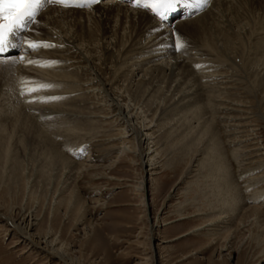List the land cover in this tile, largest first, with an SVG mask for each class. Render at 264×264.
I'll return each instance as SVG.
<instances>
[{
    "label": "rangeland",
    "instance_id": "374dc122",
    "mask_svg": "<svg viewBox=\"0 0 264 264\" xmlns=\"http://www.w3.org/2000/svg\"><path fill=\"white\" fill-rule=\"evenodd\" d=\"M238 11L228 8V23L220 22L227 30L223 23L232 21L238 31L229 43L236 59L211 54L202 57L207 63L192 56L188 91L199 93L194 105L174 107L177 87L161 74L152 88L142 84L133 95L127 81H120V102L134 107L137 123L151 126L145 129L152 132L146 135L151 170L137 154L135 135L125 133L124 121L116 120L103 97L82 92L88 108H73L100 118L67 120L68 114L53 110L51 118L39 117L40 106L66 105L64 94L39 98L63 90L49 78L50 69L37 68L32 81L59 88L22 95L20 79L26 75L16 70L14 87L7 79L0 93V264H264V75L248 68L264 21L249 23ZM65 19L58 24L67 31L73 18ZM101 56L96 54L98 65ZM11 108L28 119V132L14 125ZM34 126L71 163L56 159ZM22 222H30L32 239L18 229Z\"/></svg>",
    "mask_w": 264,
    "mask_h": 264
},
{
    "label": "bare ground",
    "instance_id": "6f19581e",
    "mask_svg": "<svg viewBox=\"0 0 264 264\" xmlns=\"http://www.w3.org/2000/svg\"><path fill=\"white\" fill-rule=\"evenodd\" d=\"M235 3L238 4V6H234ZM233 6L239 9V14L242 12L240 9H244L242 14H240V17L243 18L242 20H248L249 22L251 18L254 19L259 17L261 21H264V0H208V3L203 8L199 10L193 8V11L189 15L175 18L168 24L160 22L152 11L135 7L131 3L125 2V0H100L99 3L87 7L63 6L61 4L49 3L38 13L36 17L37 22L26 30L23 35L25 41H43L54 45V47H42L41 49L37 48L32 50L29 49L27 43H25L23 49H17L13 55L6 56L9 62L15 60L16 63L10 68L5 67L0 69L1 96L5 94L3 86L7 85L6 81L8 78L11 77L10 79L13 80L12 87H14L13 85L17 76L16 72L18 70L22 71L24 77L26 75V80H33L31 78L32 73L39 71L37 68L41 66L28 63L27 61L29 59L58 61V63L53 64L50 68L46 67V69H50L49 72L52 76L49 78L58 81L63 90L49 92L58 98H62L63 94L67 96L65 97V99H67L66 105L53 104L50 107L40 106L36 110V113H38L37 115L39 117H50V115L53 114V112H51L53 110L59 115L61 113H63L64 116L68 114V116H66L67 120L74 119L80 121V119L83 118V120L89 121L91 117L100 118V115H97L94 111L88 110L82 112L76 111L75 109L73 110L74 107L77 109L78 106L79 109L82 107L83 110L87 107L82 104L89 101V99L83 98L84 96H82L81 93H86L88 90H91L96 93V95L104 98V102L107 103L111 110L110 112L115 111L116 118H118L116 120L124 121L125 133L135 135L134 139L139 149L137 154L140 156L142 163L145 166H151L150 170L154 169L155 163L149 159L151 148L146 140V135H151L152 132L145 131V129H150L151 126L145 123L146 120H143L140 124L134 120L136 119L134 116L135 114L133 115L134 107L131 109L130 105H123L120 102V96L121 99H124L125 96L120 94L116 89L120 87V81L126 80L128 87H130V92L132 90L133 95V92L135 93L142 84H145L147 88H152L151 86L155 85V78L158 80L162 75L163 77H167V84H174V86L177 87L176 90L174 89L175 93L173 94V96H175L173 97L174 107L180 110L197 103L199 93L196 91L194 92L196 89L188 91L191 85L189 81L191 73L189 67L192 68L191 60L194 58L192 56H198L199 58L197 59L207 63L209 62V58L202 57H207L211 54L217 57L224 56L227 60H234L235 56L229 48V43L233 37L238 38L239 34L238 31L234 29L232 21L227 24L229 19L223 18L226 17L225 11L228 8L234 9ZM251 11L253 12L252 15H248ZM62 17L68 18L67 20L73 18L69 21L70 23H68L67 31L62 30L64 27L58 24V21L62 20ZM78 18H80L79 21ZM81 19H85L84 22H82ZM86 20H88V22H85ZM222 20L225 22L227 20V23H223L225 28L229 27L227 30L221 26L220 22ZM90 22H93L92 26L88 25ZM59 26L62 28L60 29ZM175 34L181 35L184 41H186L187 46L185 48L176 50L171 46L175 42ZM200 38H202L201 41H199ZM195 41H199V43L195 44ZM45 48H48V50ZM114 49L117 52L119 51L121 58H116ZM98 52L102 54L99 58L102 60L101 65L95 63V61L98 60L96 57ZM21 56L23 59H21ZM247 58H245V61H247ZM248 61L250 64L248 65L250 74L255 73L257 75H264V32L257 35L255 47L252 48V54ZM60 63L62 73L57 74L56 67ZM79 64H82V66ZM122 64H125V69H122ZM81 68L84 70L80 72V70H82ZM139 72H142V78L136 79L134 75ZM86 75L89 77H86ZM108 75H110L109 78H107ZM208 77L209 76H207V79ZM193 80L195 79L193 78ZM261 84H264V77L261 78ZM57 88H59V86ZM36 95H34V97H36ZM25 96H27V94ZM31 96L29 97L31 98ZM26 98H28V96ZM39 98L48 97L41 96ZM55 104H57V102ZM93 107L94 106H91V108ZM33 109L32 111H34ZM8 110L13 109L11 108ZM16 112L13 110L12 113H10L11 116L15 115V117H13L14 125L17 126V124H20L19 130L25 133L28 132V119H24L26 117H22L20 111L18 113ZM70 113L71 116H69ZM103 116L107 117L106 115ZM48 119L49 118H47V122L51 120ZM48 131L50 130L48 129ZM37 133H39L38 136L40 138L42 137L39 142L50 145V149L54 153L56 159H59L58 156H60L64 164L71 163V161L64 159L62 155H60L55 149L56 147L54 148L52 143L53 140H51L48 134L45 135L39 128H37ZM8 147L7 143L5 146L6 153L9 151ZM125 150L128 152H135L128 147H126ZM223 166V164L220 166L221 169ZM237 198V202L242 203V198H239V196ZM226 204H230V202ZM246 210H248V208ZM250 212L253 216L260 218L258 208L252 207L250 208ZM221 223H223V221ZM16 225L20 232H23L24 236L28 239H32L27 230L30 228V222L28 224L22 222ZM32 242L37 244L34 240H32ZM41 248L45 249L43 246Z\"/></svg>",
    "mask_w": 264,
    "mask_h": 264
},
{
    "label": "snow or ice",
    "instance_id": "6c2138e0",
    "mask_svg": "<svg viewBox=\"0 0 264 264\" xmlns=\"http://www.w3.org/2000/svg\"><path fill=\"white\" fill-rule=\"evenodd\" d=\"M100 0H0V54L8 52L10 49H23L25 43L29 49L35 50L40 47H54L43 41H25L23 33L28 30L34 23L40 11L49 3L61 4L63 6L87 7ZM135 7L147 9L155 13L161 19H166L169 12L175 11L179 6L187 8L201 9L208 0H125ZM176 50L185 48L186 41L179 34H175V42L171 45ZM21 59L23 57L21 56ZM30 64H37L41 67H50L58 61H39L29 59ZM16 63L15 60L9 62L7 57L0 56V69ZM21 84L23 91H39L42 88L53 87L50 84H36L32 81L22 79ZM46 100L59 99L58 97L43 98Z\"/></svg>",
    "mask_w": 264,
    "mask_h": 264
}]
</instances>
